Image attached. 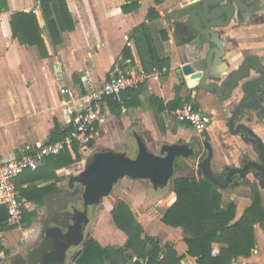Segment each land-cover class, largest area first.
I'll list each match as a JSON object with an SVG mask.
<instances>
[{"label": "crops", "instance_id": "1", "mask_svg": "<svg viewBox=\"0 0 264 264\" xmlns=\"http://www.w3.org/2000/svg\"><path fill=\"white\" fill-rule=\"evenodd\" d=\"M64 1L74 27L61 31L59 42L54 43L45 26L41 0H0V160L20 158L28 147L51 142L59 133L72 129L73 116L67 113L65 103L73 96L62 93V88L84 94L88 78L98 87L112 74L136 69L151 70L157 66H166L168 72L159 81L147 82L129 92L131 106L122 105L120 95L111 96L122 105L120 108L110 107L108 99L104 101L103 115L88 152L101 150L125 154L131 148L129 151L136 154V136L154 152L159 145L185 144L196 135L212 147L210 168L214 174L220 175L229 168L240 167L247 156L256 160L252 143L244 134H237L228 127V120L243 94L220 101L207 91L204 84L209 79L200 84V78L194 74L204 67L210 45L205 39L200 42L194 35L185 37L177 31L180 23L187 21L190 10L202 0ZM258 1L264 5V0ZM17 12L34 13L43 45H28L13 36L10 21L12 14ZM216 29L224 52L223 59L233 62V67H238L249 55L264 63V7L242 16L235 13L228 25ZM151 51L156 54V62ZM176 98L179 100L174 103ZM244 98L242 102H247ZM260 104L264 107V100ZM183 105L207 112L211 123L206 129L197 131L177 122L174 112ZM240 122L264 143V110L244 113L234 122L233 128ZM189 129L190 132L187 131ZM128 136L135 138V145L130 143L131 139L127 140ZM175 137H184L186 142L173 140ZM200 161L198 157L180 159V163L189 169L180 167L177 170L178 165H175L174 178H199L197 164ZM81 164H84L83 158L73 165L54 169L43 162L37 170L27 171L15 179L21 216L27 220L23 223L21 218L18 227L6 224L8 228H0V264H12L15 259H26L29 254L36 257L38 251L47 250L43 244L47 236L44 223L48 222L51 208L61 205L62 214L78 209L73 207L70 210L73 202L66 199L72 198L69 193L75 192L69 184L71 177L83 170L73 174L67 186L62 180L70 167ZM51 175L60 177V180L49 179ZM247 180L246 184L219 188L221 192L228 189L248 191L243 195H230L227 202H224L223 193L222 205L233 202L236 206L233 222L252 204L251 184L256 185L260 195L264 196V188L258 185L255 175L249 173ZM54 183L64 199L49 195L41 199L35 188ZM26 189L32 192L28 196H20ZM111 192L98 205L88 208L90 221L83 243L70 249L64 264H77L92 242L101 247L124 245L126 234L115 226L110 214L117 201L129 206L146 235L158 239L162 246L171 245L182 257L181 264H196V258L187 254L182 229L162 221L176 200L172 182L156 189L147 179L123 177ZM79 202V205H73L83 207L82 199ZM99 206L101 214H97ZM37 219L42 222L38 223ZM49 225L58 226L54 223ZM263 229L264 223L254 225L256 239L252 255L238 257L234 263L264 264ZM115 230L120 234L119 240L113 238ZM110 232L112 236L108 234ZM214 248L218 249V246Z\"/></svg>", "mask_w": 264, "mask_h": 264}, {"label": "trees", "instance_id": "2", "mask_svg": "<svg viewBox=\"0 0 264 264\" xmlns=\"http://www.w3.org/2000/svg\"><path fill=\"white\" fill-rule=\"evenodd\" d=\"M42 15L46 29L54 43L59 42L61 31L72 30L74 27L72 18L68 12L64 0H41ZM13 36L20 42L28 45H43L41 29L38 20L32 12H17L12 14L10 21ZM152 58L157 61L156 54L151 51ZM135 89V88H134ZM128 89L121 92L122 105L131 106V95ZM110 107L120 108L118 101L112 97L107 98ZM179 99H175L178 102ZM172 104V103H171ZM68 131L59 133L51 142L62 139ZM93 140L89 146H92ZM101 150H94L89 156L85 172L77 177H71L70 186L82 187L77 195H82L85 189V207L98 205L105 197V181L94 165ZM82 159L77 143L67 146L57 155H52L44 160V164L54 169H61L73 165ZM174 175V174H173ZM49 179L59 181L60 177L50 176ZM120 180V179H119ZM112 183L114 185L119 181ZM168 184V183H167ZM166 184V185H167ZM156 185V189L166 187ZM37 194L44 197H57L64 199L58 192L55 183L35 188ZM172 190L176 195L175 202L169 207L162 217L164 224L180 227L183 240L187 245V254L196 258V264H235L238 257H250L255 247L254 225L264 223V208L259 192L252 191V204L244 211L235 222L236 206L233 202L222 205V194L217 186L204 177L191 178L177 177L172 181ZM110 191V192H111ZM32 191H21L20 196H28ZM109 192V193H110ZM69 193L74 196L76 193ZM72 199L67 197V200ZM40 204V201H37ZM47 221L57 225L64 224L66 219L62 214L63 207L56 204L51 208ZM111 218L115 226L126 234V242L123 246L101 247L92 242L81 254L77 264H128L134 256L139 259H147L151 264H181V256L171 245H161L160 241L144 233L142 226L135 220L129 206L123 201H117L111 211ZM7 211L0 203V228H8L6 225ZM27 220L22 218L24 223ZM218 246V254L213 255L214 246ZM2 246L0 245V251ZM35 255L29 254L26 259H15L12 264H35Z\"/></svg>", "mask_w": 264, "mask_h": 264}, {"label": "water", "instance_id": "3", "mask_svg": "<svg viewBox=\"0 0 264 264\" xmlns=\"http://www.w3.org/2000/svg\"><path fill=\"white\" fill-rule=\"evenodd\" d=\"M232 18V13L227 14L222 8L221 0H202L190 10L187 21L180 23L181 27L186 28V33H192L200 42L205 39L210 45L204 67L194 74L200 78V84L206 79L211 80L212 87L220 101H228L243 94L228 120V127L231 131L234 122L244 116V113L264 110L260 104V101L264 100L263 61L256 56L249 55L238 67H233V62L223 59L224 52L217 38L216 28L228 25ZM243 98L247 102H242ZM235 128L233 132L240 134L241 131H245L256 143L259 151L258 161H248L241 167L229 169L225 179L220 181L210 168L212 149L206 143L207 155L198 162L197 167L205 179L220 189L227 188L231 178L235 175H238L240 180H244L250 172H256L257 176L264 178L262 139L242 122L238 123ZM136 141L137 153L134 158H129L124 153L102 151L94 162L105 181L103 192L105 197L110 194L112 183L123 177L147 179L154 188L156 185L164 186L173 177L175 161L187 159L192 155V150L184 143L163 144L160 152L156 153L152 152L138 136H136ZM85 169L78 175L83 174ZM78 191L79 188H76L74 193ZM85 194L84 189L81 195L83 202H85ZM63 214L68 221H71L70 223L63 226H50L48 222L44 223L47 234L44 243L47 250L37 252L36 264H64L70 249L83 243L85 229L89 223L87 211L77 209L75 212H64Z\"/></svg>", "mask_w": 264, "mask_h": 264}, {"label": "built area", "instance_id": "4", "mask_svg": "<svg viewBox=\"0 0 264 264\" xmlns=\"http://www.w3.org/2000/svg\"><path fill=\"white\" fill-rule=\"evenodd\" d=\"M167 72L166 66H157L151 70H129L125 73L112 74L98 87L91 83L86 73L88 82L84 94H76L71 89L62 88V93L73 96L65 103L67 113L73 116L72 129L60 140L28 147L20 158L0 160V203L7 211L5 223L10 227H18L21 222L20 199L15 187V179L19 175L37 170L45 158L59 154L65 147L74 143L81 149L87 148L95 138L97 124L103 115L104 101L108 97L119 95L147 82L159 81ZM174 117L177 122L187 124L197 131L206 129L211 123L210 114L195 110L189 105L177 108ZM212 254L217 255L218 249L214 248ZM128 264L151 263L147 259L133 258Z\"/></svg>", "mask_w": 264, "mask_h": 264}, {"label": "flooded vegetation", "instance_id": "5", "mask_svg": "<svg viewBox=\"0 0 264 264\" xmlns=\"http://www.w3.org/2000/svg\"><path fill=\"white\" fill-rule=\"evenodd\" d=\"M221 6H222L223 9H225L227 14L232 13V16H234L235 13L239 14L240 16H242L244 13L256 12L257 10H260V9H262L264 7V5H262L258 0H221ZM177 31H178V33L180 35H183L185 37L188 36V35L189 36H193L192 33H189V32L186 33L185 32L186 29L182 28L181 26H178ZM204 85H205L207 91L213 93L215 95V97L218 98L217 94H216V91L212 87L211 80H209V82L207 84H204ZM235 129L236 128H233L232 131H234ZM240 134H244L246 139L249 140L252 143V149H253V152L256 155V160L255 159H251L248 156L245 157V159L242 161V163L240 165V167H241L244 163H246L248 161H258L259 151L257 149L256 143L247 135V133L245 131H241ZM206 143H208L206 140H202L201 141V140L198 139V136H196V135L191 140H189L187 143H185L192 150V155L190 156V158L198 157L199 159L202 160L207 155V149L205 147ZM161 146L162 145H159L157 147V152L156 153L160 152V147ZM210 148L212 149L211 146H210ZM212 153H213V151H212ZM229 169H231V168H229ZM229 169H227L226 171H224L220 175H217V174H214V175L220 181H223L225 179ZM250 173L255 175V179H257V181H258V185L264 188V178H260L259 176H257L256 172H250ZM246 183H248L247 178L244 179V180H240L239 176L235 175V176H233L231 178L227 188L232 187V186H236V185L246 184ZM251 185H253V184H251ZM75 188L76 187H73V189H75ZM227 188H225V189H227ZM88 208L89 207L83 206L82 209H80V210L81 211H87V215H88V218H89V209ZM76 210L77 209H73L72 212H75ZM89 221H90V219H89ZM63 222L65 224V223H70L71 221H68V219L66 218ZM43 244L45 245L44 240H43ZM35 260H36V257H35Z\"/></svg>", "mask_w": 264, "mask_h": 264}, {"label": "rangeland", "instance_id": "6", "mask_svg": "<svg viewBox=\"0 0 264 264\" xmlns=\"http://www.w3.org/2000/svg\"><path fill=\"white\" fill-rule=\"evenodd\" d=\"M187 131H191L190 129L189 130H187ZM131 139V140H130ZM127 140L129 141L130 140V143L131 144H133V145H135V138H131V137H129L128 136V138H127ZM173 140H181V142H186V139L184 138V137H175V138H173ZM165 142H168V140L166 141V140H164ZM90 147H87L86 149H84V150H81L80 152H81V156H82V158L84 159V164H81V165H75V166H73V167H70L68 170H69V172L67 173V174H65L64 175V177H63V180H62V182H65L66 184V186H67V183H68V181H69V179H70V177L73 175V174H77L79 171H82V170H84L85 169V167H86V164H87V160H88V158H89V156L91 155V153H92V151L93 150H91V152H88V149H89ZM129 150H131V148H128V151H126L125 152V154H126V156L127 157H129V158H134V156H135V152L133 151V152H131V151H129ZM154 152H157V148H155V150H154ZM175 165H178V168H177V170L181 167V169H189V167L187 166H185V164L184 163H180V159H177L176 161H175ZM188 172V171H187ZM176 173H174V175H173V177L168 181V185L172 182V180L174 179V177L176 176L175 175ZM197 175L200 177L201 175H202V173H201V171H200V169H198V172H197ZM119 182V181H118ZM117 182V183H118ZM117 183L114 185V187L117 185ZM66 186H64V187H66ZM251 186V188H252V191H257V192H259L258 191V188H257V186L256 185H250ZM114 187H113V189H114ZM79 188H80V186H79ZM168 189H170V187L168 188ZM75 190H76V188H75ZM80 190V189H79ZM113 191V190H112ZM247 193L248 191L247 190H243V191H241V189H228V190H226V191H222L221 192V194H222V198H223V193L225 194L224 195V202H227L228 200H229V196L230 195H234V194H236V195H243L244 193ZM112 193V192H111ZM78 194V192L74 195V196H72V199H70V200H67L66 199V201H70V202H73V204H76V205H79L80 204V202H79V200H81V196L80 195H77ZM260 194V193H259ZM261 197H262V203H263V205H262V207L264 208V196L261 194L260 195ZM223 200V199H222ZM64 202V201H63ZM63 202H61V203H63ZM72 203H71V205L69 206L70 207V210L73 208V207H75V208H78V209H81V207H78V206H74ZM61 206V205H60ZM101 206H99L98 207V213L97 214H99L100 213V208ZM101 214V213H100ZM37 222L38 223H41L42 222V220H40V219H37ZM58 226H61V225H58ZM109 228V231H110V226L108 227ZM264 230V229H263ZM118 230H115V233H116V236H114L113 238H114V240H119V232H117ZM264 232V231H263ZM109 235H111L112 236V234H111V232L110 233H108ZM111 238V237H110ZM256 239V238H255ZM254 250V249H253ZM252 253H253V251H252ZM252 253H251V255H252ZM250 255V256H251ZM236 264V263H235Z\"/></svg>", "mask_w": 264, "mask_h": 264}]
</instances>
